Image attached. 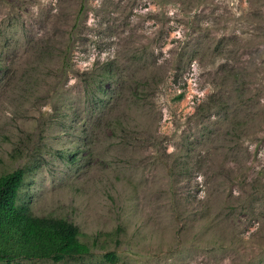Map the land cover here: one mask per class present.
Returning a JSON list of instances; mask_svg holds the SVG:
<instances>
[{
	"label": "rangeland",
	"instance_id": "rangeland-1",
	"mask_svg": "<svg viewBox=\"0 0 264 264\" xmlns=\"http://www.w3.org/2000/svg\"><path fill=\"white\" fill-rule=\"evenodd\" d=\"M19 170L88 253L5 264H264V0H0Z\"/></svg>",
	"mask_w": 264,
	"mask_h": 264
},
{
	"label": "trees",
	"instance_id": "trees-1",
	"mask_svg": "<svg viewBox=\"0 0 264 264\" xmlns=\"http://www.w3.org/2000/svg\"><path fill=\"white\" fill-rule=\"evenodd\" d=\"M22 171L0 177V264L19 259L54 262L88 253L78 229L58 219L20 214L14 208ZM111 257V256H107Z\"/></svg>",
	"mask_w": 264,
	"mask_h": 264
}]
</instances>
